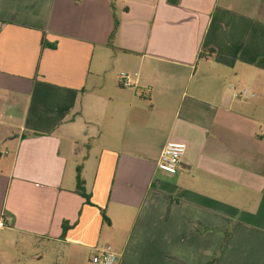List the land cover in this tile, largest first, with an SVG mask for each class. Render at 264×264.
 Masks as SVG:
<instances>
[{"label":"crops","instance_id":"crops-1","mask_svg":"<svg viewBox=\"0 0 264 264\" xmlns=\"http://www.w3.org/2000/svg\"><path fill=\"white\" fill-rule=\"evenodd\" d=\"M0 222V264H264V0H0Z\"/></svg>","mask_w":264,"mask_h":264},{"label":"built area","instance_id":"built-area-1","mask_svg":"<svg viewBox=\"0 0 264 264\" xmlns=\"http://www.w3.org/2000/svg\"><path fill=\"white\" fill-rule=\"evenodd\" d=\"M137 77L138 73L121 71L119 73L118 83L123 88H131L136 85ZM231 90L236 98L254 97V94L250 93L247 89L238 90L236 87L231 86ZM186 150L187 145L184 142H168L164 146L158 160V169L169 175L177 174ZM3 226V222H0V227ZM119 258L120 254H118L112 246L104 245L93 255L90 264H116Z\"/></svg>","mask_w":264,"mask_h":264},{"label":"trees","instance_id":"trees-1","mask_svg":"<svg viewBox=\"0 0 264 264\" xmlns=\"http://www.w3.org/2000/svg\"><path fill=\"white\" fill-rule=\"evenodd\" d=\"M117 23L115 24L114 30L112 32V36L115 34V31L117 30ZM204 54H201L203 56ZM76 191L82 195L84 198H86L87 201H89V195L86 193L85 187H84V180L81 176V171L78 169V174H77V188ZM64 230L67 229V224L66 222L63 224Z\"/></svg>","mask_w":264,"mask_h":264}]
</instances>
